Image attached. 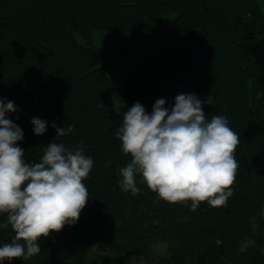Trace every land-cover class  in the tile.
<instances>
[{"label":"trees","instance_id":"obj_1","mask_svg":"<svg viewBox=\"0 0 264 264\" xmlns=\"http://www.w3.org/2000/svg\"><path fill=\"white\" fill-rule=\"evenodd\" d=\"M169 13L176 15L167 30L175 47L153 37ZM96 31L130 38L95 47ZM141 43L152 53L117 86L108 70ZM205 85L211 93L202 101L206 119L226 117L240 137L227 205L202 202L193 211L191 201L166 202L140 174V192H125L120 169L131 157L116 136L125 112L140 103L151 114L161 98L171 109L178 94L196 95ZM113 92L124 103L105 111ZM0 99L17 109L6 118L23 131L17 145L25 163L40 162L51 142L82 149L93 160L77 222L41 238V251L29 260L11 264H131L135 256L153 264H264V9L258 0H0ZM33 118L47 122L42 135L34 133ZM53 124L74 131L57 136ZM14 235L8 214L0 213V246ZM157 239L167 240L166 252L153 253ZM246 239L255 244L242 252ZM101 241L106 250L96 251Z\"/></svg>","mask_w":264,"mask_h":264},{"label":"clouds","instance_id":"obj_2","mask_svg":"<svg viewBox=\"0 0 264 264\" xmlns=\"http://www.w3.org/2000/svg\"><path fill=\"white\" fill-rule=\"evenodd\" d=\"M202 103L195 94H178L171 109L161 98L151 114L140 103L125 112L116 132L123 153L131 157L120 169L119 184L125 192L134 196L140 192L135 179L140 174L148 189L166 202L191 201L193 211L202 202L212 207L227 205L239 167L235 150L240 137L226 117L207 120ZM16 110L14 103L0 99V213L8 214L15 233L10 243L0 246V264L29 260L41 251V238L77 222L89 198L83 181L93 166L82 149L69 150L54 142L44 149L40 162L25 163V153L17 145L23 131L6 118V113ZM31 123L36 135L46 132V121L33 118ZM52 127L61 137L74 131L71 126ZM257 227L253 218V232ZM253 244L254 240L246 239L240 251Z\"/></svg>","mask_w":264,"mask_h":264},{"label":"rangeland","instance_id":"obj_3","mask_svg":"<svg viewBox=\"0 0 264 264\" xmlns=\"http://www.w3.org/2000/svg\"><path fill=\"white\" fill-rule=\"evenodd\" d=\"M259 4L264 8V0H258ZM175 13H169L164 15L157 23L153 37L157 41H163L169 46L175 47V43L168 33V28L171 27L175 20ZM130 36L120 32L113 31H96L93 34V44L95 47H111L115 43L129 39ZM153 48L146 43H141L132 46L123 56L121 62L108 70V76L118 86L122 84L126 79L130 78L133 71L152 53ZM197 98L201 101L210 100L211 93L208 85H205L197 94ZM124 101L120 98L117 92H113L104 102L103 108L105 111H117ZM26 112H30V109L24 108ZM166 239H157L152 246V251L155 254H162L167 249ZM96 251L106 250V243L104 241L99 242L95 248ZM155 257V255L151 256ZM154 260L149 257L135 256L131 264H153ZM106 264H117L115 260H110Z\"/></svg>","mask_w":264,"mask_h":264},{"label":"crops","instance_id":"obj_4","mask_svg":"<svg viewBox=\"0 0 264 264\" xmlns=\"http://www.w3.org/2000/svg\"><path fill=\"white\" fill-rule=\"evenodd\" d=\"M261 5V4H260ZM261 7H262V5H261ZM263 8V7H262ZM264 9V8H263Z\"/></svg>","mask_w":264,"mask_h":264}]
</instances>
